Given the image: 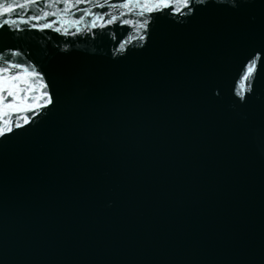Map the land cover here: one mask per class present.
Listing matches in <instances>:
<instances>
[{
    "label": "water",
    "instance_id": "water-1",
    "mask_svg": "<svg viewBox=\"0 0 264 264\" xmlns=\"http://www.w3.org/2000/svg\"><path fill=\"white\" fill-rule=\"evenodd\" d=\"M191 7L147 33L0 30L55 101L0 138V264H264V81L236 95L264 0Z\"/></svg>",
    "mask_w": 264,
    "mask_h": 264
},
{
    "label": "snow or ice",
    "instance_id": "snow-or-ice-1",
    "mask_svg": "<svg viewBox=\"0 0 264 264\" xmlns=\"http://www.w3.org/2000/svg\"><path fill=\"white\" fill-rule=\"evenodd\" d=\"M0 0V30L7 27L10 33H21L35 29L38 32L52 30L62 35L88 34L95 38V29H107L110 25L120 24L147 33L150 24L166 13L180 14L188 9L192 14V0H121L119 3H110L109 0ZM206 0H197L205 3ZM63 4L62 9L56 11L45 10L53 4ZM90 5L79 9V5ZM182 5L183 8L177 7ZM235 6V4L233 5ZM93 8L116 10L98 13ZM74 9L81 11L79 17L75 16ZM61 16V19H49ZM136 15L140 19H127ZM71 17V18H69ZM88 18V19H86ZM43 21V22H42ZM83 24V28H81ZM23 25L24 27H21ZM136 37L129 36L120 44V50ZM144 40V35H139ZM20 49L0 50V138L7 139L9 134L15 135V130H23L30 125L33 117L55 106L49 85L44 79L42 70L22 60ZM264 81V43L252 47L247 52L243 62V74L240 76L236 93L238 103H248L256 95V85Z\"/></svg>",
    "mask_w": 264,
    "mask_h": 264
}]
</instances>
